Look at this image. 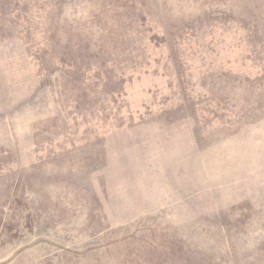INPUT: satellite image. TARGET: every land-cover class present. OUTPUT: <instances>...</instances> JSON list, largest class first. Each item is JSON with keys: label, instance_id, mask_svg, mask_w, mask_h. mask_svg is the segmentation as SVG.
Listing matches in <instances>:
<instances>
[{"label": "rangeland", "instance_id": "rangeland-1", "mask_svg": "<svg viewBox=\"0 0 264 264\" xmlns=\"http://www.w3.org/2000/svg\"><path fill=\"white\" fill-rule=\"evenodd\" d=\"M0 264H264V0H0Z\"/></svg>", "mask_w": 264, "mask_h": 264}]
</instances>
